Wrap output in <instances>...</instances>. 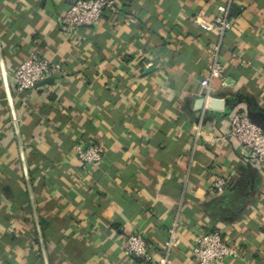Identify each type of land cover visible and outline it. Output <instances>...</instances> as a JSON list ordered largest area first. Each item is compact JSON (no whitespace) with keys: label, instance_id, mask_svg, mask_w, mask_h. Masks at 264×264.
<instances>
[{"label":"crops","instance_id":"crops-1","mask_svg":"<svg viewBox=\"0 0 264 264\" xmlns=\"http://www.w3.org/2000/svg\"><path fill=\"white\" fill-rule=\"evenodd\" d=\"M75 1L0 0L48 264H143L124 253L135 233L157 261L174 222L170 264H196L193 239L212 230L236 253L223 264H264V165L245 158L228 125L243 112L264 131V0H231L221 38L193 20H213L228 0H114L97 25L68 33L59 22ZM216 45L223 72L204 89ZM30 54L61 71L19 95L10 77ZM92 143L102 160L84 165L74 146ZM217 177L229 181L220 192ZM0 264H44L1 68Z\"/></svg>","mask_w":264,"mask_h":264},{"label":"built area","instance_id":"built-area-1","mask_svg":"<svg viewBox=\"0 0 264 264\" xmlns=\"http://www.w3.org/2000/svg\"><path fill=\"white\" fill-rule=\"evenodd\" d=\"M231 0L217 6V12L213 20L207 21L200 17L193 20L195 26L204 32H216L221 38L233 25V19L229 17ZM114 5V0H76L60 19V28L68 33H73L82 27L97 25L106 9ZM218 45L213 49V61L208 67L207 73L201 81V86L208 89L213 79L220 78L223 67L217 61ZM61 71L58 64H53L36 54H30L28 58L18 64L10 77L13 90L16 94H24L38 87V84L48 78H54ZM229 135L233 137L244 151L245 158L260 167L264 165V131L260 126L251 121L243 112L235 113L229 122ZM76 157L84 165L94 166L102 160L104 148L97 143L88 145L76 144L74 146ZM229 185V181L217 177L212 183L216 191H223ZM176 227L174 222L168 229L167 238L164 241V251L159 260L155 261L150 251V246L138 233L129 235L124 243V253L143 264H170V252L176 241ZM191 255L196 264H223L226 260L236 257V253L227 244L222 233L212 230L195 236L191 248Z\"/></svg>","mask_w":264,"mask_h":264},{"label":"water","instance_id":"water-1","mask_svg":"<svg viewBox=\"0 0 264 264\" xmlns=\"http://www.w3.org/2000/svg\"><path fill=\"white\" fill-rule=\"evenodd\" d=\"M89 27H91V26H89ZM0 68H1V74H2L4 90H5V94H6V100H7V103L9 105V108H10V111H11L15 132H16V135H17V138H18L20 159H21L22 168H23V172H24V176H25V180H26V185H27V189H28V194H29V198H30V202H31V207H32V211H33L34 223H35V227H36V231H37V235H38V240H39V244H40L42 259H43V263L44 264H48V261H47V258H46V253H45V249H44V245H43L42 234H41L39 222H38L37 215H36L35 208H34L32 192H31V189H30L29 181H28V174H27V169H26V165H25V161H24L23 149H22V145H21V141H20L19 128H18V124H17V121H16V116H15V112H14L12 97H11V94H10V89H9V85H8V81H7V76H6V73H5V70H4V65H3L1 52H0ZM51 82H53V79L52 78H48V79L42 81L41 83H39L38 86L49 84ZM203 104H204V99L201 98L199 100V102H197V104H196V106H197L196 109H201ZM212 104L213 105H217V103L215 104L214 102H209L207 107L208 108H212Z\"/></svg>","mask_w":264,"mask_h":264}]
</instances>
